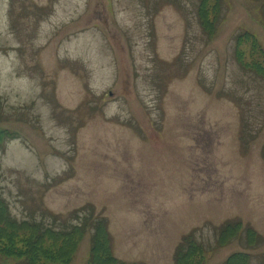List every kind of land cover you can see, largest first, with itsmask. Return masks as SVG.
<instances>
[{"label": "rangeland", "instance_id": "obj_1", "mask_svg": "<svg viewBox=\"0 0 264 264\" xmlns=\"http://www.w3.org/2000/svg\"><path fill=\"white\" fill-rule=\"evenodd\" d=\"M202 7L0 0V196L13 219L104 218L129 264H173L190 234L206 264H264V75L251 67L264 0H222L210 37ZM228 223L242 227L220 246ZM92 234L70 264H88Z\"/></svg>", "mask_w": 264, "mask_h": 264}, {"label": "trees", "instance_id": "obj_2", "mask_svg": "<svg viewBox=\"0 0 264 264\" xmlns=\"http://www.w3.org/2000/svg\"><path fill=\"white\" fill-rule=\"evenodd\" d=\"M202 1L201 17L205 20L204 30L210 37L215 34L216 28V19L213 17L212 20L210 13L214 11L213 14L218 16L221 11L222 0ZM210 4L211 8L209 7ZM240 40L246 44L251 43L250 50L253 57L262 51L254 37L246 35ZM262 53L264 54L263 51ZM245 54L240 52V58H246L247 55ZM252 64V68L264 75V59ZM8 133L0 127V145L6 140ZM241 227V223L225 225L219 239L220 246H224L228 241L236 238ZM88 232H93L88 264H129L114 256L106 219L101 218L93 222L86 219L81 224L73 225L71 228L58 230L45 226L41 222H17L12 218L8 204L0 196L1 257L18 260L23 264H70ZM247 238L249 244H255L257 234L249 230ZM207 256L208 252L204 245L190 234L184 237L179 245L173 264H206ZM224 264H251V257L249 253H236L230 256Z\"/></svg>", "mask_w": 264, "mask_h": 264}]
</instances>
